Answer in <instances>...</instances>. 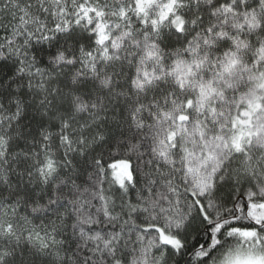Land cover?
I'll list each match as a JSON object with an SVG mask.
<instances>
[{
    "label": "snow or ice",
    "instance_id": "1",
    "mask_svg": "<svg viewBox=\"0 0 264 264\" xmlns=\"http://www.w3.org/2000/svg\"><path fill=\"white\" fill-rule=\"evenodd\" d=\"M0 264H264V0H0Z\"/></svg>",
    "mask_w": 264,
    "mask_h": 264
}]
</instances>
